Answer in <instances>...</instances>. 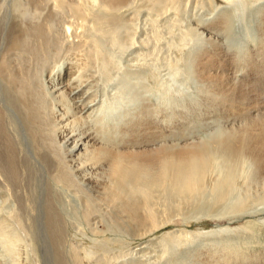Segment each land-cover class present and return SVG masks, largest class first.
I'll return each instance as SVG.
<instances>
[{"label":"bare ground","instance_id":"6f19581e","mask_svg":"<svg viewBox=\"0 0 264 264\" xmlns=\"http://www.w3.org/2000/svg\"><path fill=\"white\" fill-rule=\"evenodd\" d=\"M64 1L65 0H54L55 5L59 7L64 4ZM81 1L82 0H80V2ZM93 1L99 2L102 7L111 13L120 9L123 10V7L137 2V0ZM236 1L237 0H213L212 2L217 3V5H222L224 3L234 4ZM242 2H249V6L250 4L254 5L259 3L258 5L256 4V7L254 6L255 8L253 10L256 32L252 34V38L254 41L258 40L259 42V49L253 52L256 57L254 59L257 61L256 69L258 71L262 70L263 72L264 0H243ZM166 5L167 3H165V6ZM215 9H217V7ZM222 11V14L225 15L226 10L224 11L223 9ZM116 16V14L111 15V17ZM221 17L222 15L218 13L214 16H208L207 19H209L210 23H213L215 19ZM222 18L225 19L226 17ZM104 19L105 18H103V20ZM15 21L16 22L12 26L10 25L7 30L0 25V46L4 44L2 52L0 53V176L4 181L10 184L14 183L15 186L19 187L24 193V196L45 199L46 210L41 224L45 225V228H48V231H50L51 242L49 246H52V250L49 251V253L52 255V263L57 262V264H65L63 260L66 259H62L64 254H60L61 246H59V244L63 242V229L68 225L66 224V219L62 216L63 212H60L57 205L53 203L55 200L52 198L56 197L54 195L56 193L55 188L57 184L62 183L68 185V187L74 185L73 175L76 174L80 176L83 184L86 186V191H82L86 193L85 220H90V217L94 214L97 205H95L94 197H97L98 209L100 208L104 211V216L98 217V222H101L99 218L106 217L107 220L122 227L130 233V235L142 238L150 234L154 235L157 231L162 230L168 224L171 225V223L176 221L190 222L191 219L199 220L202 216L224 218L226 215H229V218L233 219L238 218L232 216L236 214L251 217L254 214L260 215V213H263L264 110L262 106L260 107V104H258L259 102L254 101L255 97H253V99L249 97L251 96L250 94L247 96L243 93L242 88L237 84L239 83L242 85V83H240V81L236 83V81L233 80L234 78H232L233 76L231 77L230 74L227 73L225 68L229 66H225L227 63L225 62L226 58L224 51H222L224 48L221 50L223 45L221 46L217 38H215L216 36H214V33H209L208 26L200 31V35L203 36L206 45L202 46L205 44L202 42V45H197V49L195 47L196 45L193 46L195 47L193 52L195 56L194 72L197 75V79L203 82L204 86L206 85V93L208 91L213 98L215 97L214 99H222L223 103L226 102L229 104L231 101L232 106H234L232 107L230 105L229 107L238 108L239 112H236V115L232 112L234 118L229 121H233V124L231 123V125H226L215 131L208 132L202 137H198L199 139L193 140L192 138V141L189 139V141H183L180 137L167 139L164 135L165 130L164 132L161 131L162 127H159L158 124L155 126L152 124L153 127L150 122H148L149 118H145L152 110L148 105L145 106L144 103L143 108H140V110L143 109V116L136 121L130 123L125 121L126 124L124 125L117 123L113 127L111 125L107 127L98 125V128L94 130L88 125L89 123L87 120L78 122V116H74L72 120L67 119L66 116L69 110L66 111L59 108L60 112H58L55 111L57 107L55 109L50 108L51 105L48 101L50 100L51 102L52 98L49 100L47 99V94L50 92L46 94L47 90L45 91L43 89L41 86L42 83L40 85L38 81H35V75L30 66L31 63H29V59L31 62L34 60L31 58L35 54V47H33L31 43V38L35 37L39 42L46 40L48 24L33 23L31 25H23V21L19 19ZM216 21L217 20H215V24ZM66 26H68V24ZM196 26L195 28L192 26L184 27L182 32L184 42L178 43L174 42V40L171 42L170 40V45L173 47L175 45L178 47L181 45L185 48L188 47L193 38L191 35L198 32L195 31V29L198 30L199 25ZM70 28L71 25H69L66 30H70ZM71 29L73 30V28ZM81 29H84L83 26ZM248 29L251 30V28ZM98 30L100 29L98 28ZM253 31H255V29H253ZM69 32L71 33V30ZM76 34L78 35V32ZM68 36H71V34H68ZM94 43L98 46L99 39L98 44L96 38ZM254 44L256 43L254 42ZM189 50L191 51L192 49ZM249 53L250 55L252 53L250 48L245 49L243 55L245 56L246 54L247 56ZM97 54V57L99 56V58L101 57L100 59H102L103 56L99 52H97ZM14 55H17V58L13 57ZM226 56H228L227 53ZM244 56L241 57V61L245 63L248 61L249 63V60L246 61ZM252 58L253 55L251 60H253ZM180 59L178 55L176 61H173L170 65L171 68L169 67V70H175V75L182 69H179L181 67ZM232 65L234 66V64ZM232 65L229 69H231ZM246 66L249 65L247 64ZM242 68L243 66L241 69ZM231 70H233V68ZM236 71L238 70L236 69ZM182 73L184 74V72ZM246 73H248V71H246ZM40 74H38V76ZM259 74L256 76L260 77ZM262 76L264 79V73H262ZM250 77L247 78L250 79ZM257 81L259 80L257 79ZM262 81L264 82V80ZM244 82L247 81L244 80L243 85L245 84ZM83 83L85 82L69 78L66 81H61L60 85L57 84L59 86L52 88L51 92L59 99V102L62 101V104H69V109L73 108L74 115H76V113L89 107V103L94 101L91 99L93 95L89 93L92 85H87V87L82 88ZM154 93L156 94V92ZM208 93L207 96L209 95ZM261 103L263 104V102ZM217 105L218 103L216 107ZM222 107H224L223 104L221 105V110ZM232 108L227 109L231 111ZM159 111L160 110L157 112ZM92 112H94V109L89 113V117H92ZM136 112L138 113V111ZM175 113L173 115H175ZM107 115H109V109H104L103 107L99 108L97 115L98 123L107 118ZM122 116L128 117L129 115L124 113ZM164 117L166 118L167 116ZM178 121L176 123L180 122ZM55 124L61 126L56 127L57 125ZM177 125L178 124H176V126ZM173 128H171V130ZM176 128H178V126ZM178 133H180V130ZM40 181L46 183V188H43V190L39 187ZM71 187H69V189ZM95 192L97 194L93 195ZM59 195H61V193ZM31 210V214L28 218L31 224L37 227L38 224L40 225V222L34 217L35 208ZM22 218L23 217H21V219ZM254 221L257 222L256 224H264V216H259L253 219V221H248V227H250ZM94 231L100 232L101 230L95 228ZM218 232L220 231L213 229L194 231L187 228H179L164 231L160 237H162L161 239L163 240L169 236H173L175 239L176 237H181L182 239L184 236L186 239H194V237L196 238L200 235L207 236ZM34 234L35 232L33 235ZM37 236L38 234L36 233L34 236L35 240L31 241L34 243L35 247L37 246V251H40L38 250V245L40 246L42 244V240H40L41 238L39 236L38 238L40 239H37ZM175 239L173 238L174 241ZM158 240L161 242L160 239ZM177 240L176 244L178 242ZM182 241L183 239L181 243H184ZM159 242L156 243L160 244ZM226 242H228V240H226ZM226 242L220 243L226 244ZM156 243L153 242L152 245ZM167 244L169 243L167 242ZM156 246L157 245H155V248ZM149 247H151L150 244ZM70 248L72 262L74 264H83L84 262H82V260L92 257L94 253V251H88L83 254L80 247L74 243H71ZM222 248L225 247L216 245V247L210 249H200L197 261L195 259L196 262L194 264H230L229 262L236 258V256H234L236 251L228 249L226 252H223ZM159 254L157 256H160ZM163 254L162 252L161 255ZM38 255L39 254L36 256L38 257L37 264H41L39 263L41 260ZM248 258L249 260L247 263H252V258ZM156 259L158 261V258ZM237 260L238 258H236V261ZM66 261L70 264L68 260Z\"/></svg>","mask_w":264,"mask_h":264},{"label":"rangeland","instance_id":"374dc122","mask_svg":"<svg viewBox=\"0 0 264 264\" xmlns=\"http://www.w3.org/2000/svg\"><path fill=\"white\" fill-rule=\"evenodd\" d=\"M86 1L72 0L71 2V0H65L64 4L59 7L55 5L54 0H0V19H2L0 20V25L5 27V30L10 25L12 26L16 22L15 20L18 21V19L23 21V25H31L33 23L48 24L46 40L39 42L35 37L31 38L36 55L32 56L31 59H34L32 62L29 59V63H31L30 66L34 72L35 81H38L40 85L42 83L43 89L47 90L46 94L50 92L47 94L48 100L52 98V103L50 100L48 101L51 105L50 108L55 109L57 107L58 110L55 109V111L58 112H60L59 108L66 111L69 110L68 117L66 116L67 119L72 120L74 116H78V122L87 120L89 123L87 124L92 127V130L98 128V125H104V127L111 125L113 127L117 123L124 125L127 121V123L136 121L143 116V109L140 110V108L148 105L152 110L150 114L145 116L146 119L149 118L148 122L151 125L155 126L158 124L159 127H162L161 131L164 132L165 130L164 135L167 139L180 137L183 141L188 139L192 141V138L193 140L199 139L208 132L231 125L233 121L229 120H233L234 118L232 112L236 115L235 113L239 112V109L232 108L234 105L232 106L231 101L227 104L226 102L223 103L222 99H214L215 97L213 98L208 91L209 95L207 96L206 85L204 86V83L197 79V75L194 72V48L196 47L197 49V45L205 43L203 36L200 35V31L207 26L209 33H214L215 38H217L221 46L223 45L221 50L224 48L222 51H224L226 58L225 62L227 64L225 66H229L227 67L228 69L224 67L227 73L231 77L233 76L232 78H234L233 80L236 83L240 81L242 85L237 84L242 88L243 93L247 96L250 94L251 96L249 97L251 98L255 97L254 101L259 102L258 104L264 110V82L262 81L264 80L262 76L264 71L256 69L257 61L254 59L256 57L253 52L259 49V42L258 40L254 41L252 38V34L256 32L253 10L259 3H256L257 5L250 4V7L249 2L244 3L242 2L243 0H237L234 4L224 3L222 5H217V3L212 2L213 0H149L150 2L148 0H137L132 5L130 4L131 6L123 7V10L120 9L118 10L119 12L111 13L102 7L99 2L97 3L93 0ZM165 3H167L166 6ZM216 7L218 10L215 9ZM223 9L224 11L226 10L225 15L222 14ZM218 13L226 18L215 19L217 20L216 24L215 20L213 23H210L209 19H207L208 16H214ZM113 14L117 16L111 17ZM103 18L105 19L103 20ZM67 24L73 28V30L70 28L71 33L69 32L70 30H66ZM196 25H199L198 30L195 29L198 32L191 35L193 38L188 47L185 48L179 45L180 49L176 45L174 47L170 45V40L171 42L174 40V42L183 43V28L187 26L195 28ZM82 26L83 30L81 29ZM97 26L100 30H98ZM248 28H251V30ZM77 32L78 35L76 34ZM68 34H71V36H68ZM165 36L168 37L166 38ZM95 38L97 39V44L99 39L98 46L94 43ZM2 45L0 46V53L4 47V44ZM205 45L206 43L202 46ZM249 48L252 52L251 55L249 53L247 56L246 54L244 56V50ZM189 49L193 51L191 50V52ZM97 52L103 56L102 59L99 56L97 57ZM226 53L228 56H226ZM178 55L179 59L185 56L180 59L181 67L179 69L182 68L180 70L181 73L179 71L175 75V70H169V67L173 61H176ZM252 55L253 60H251ZM242 56L246 58V61L249 60V63L248 61L247 63L242 62ZM13 57L17 58V55ZM247 64L249 66H246ZM231 65V69L233 68V70L229 69ZM242 66L243 68L241 69ZM38 74L41 76H38ZM257 74L260 77L256 76ZM247 77H250V79ZM69 78L84 81L85 83H83L82 88L92 85L89 93L93 95L91 99L94 101L89 103V107L76 113V115H74L73 108L69 109V104H62V101L59 102V99L51 92L52 88L59 86L61 81H66ZM244 80L248 83L244 82L245 84L243 85ZM209 98L212 99L210 100ZM216 102L220 106L217 105L216 107ZM222 104L224 107L221 110ZM230 105L232 107H229ZM102 107L109 109V115L98 123V109ZM227 108H232L233 110L231 109L230 111ZM93 109L92 117H89V113ZM158 110H160V113L157 112ZM124 113H127L129 116L123 117ZM174 113L175 115H173ZM164 116L167 117L165 118ZM220 116L223 117L221 118ZM177 121L179 123H176ZM176 124H178V128H176ZM171 128L173 129L171 130ZM178 129L180 133H178ZM73 179L74 185H71L72 187L69 186L71 190L68 185L58 183L55 188L56 193L54 196L56 197L52 198L55 200L53 203L57 205L60 212H63L62 216L66 219V224H68L63 229L64 238L59 246H61L60 254H64L62 259L68 260L70 264H74L70 250L71 243L78 245L83 254L88 251H94L92 257L82 260L83 264H194L197 261L200 249H210L216 247V245L224 246L225 248H222L223 252H226L228 249L236 251L234 256L238 260L236 261V258H234V260L229 262L230 264H264V224H256L257 222L254 221L248 227V221H253V219L259 216H264V211L260 215L254 214L251 217L236 214L232 216L238 218L233 219L229 218V215H226L224 218L202 216L199 220L191 219L190 222L176 221L171 223V225L168 224L165 227L166 229L163 228L154 235L150 234V237L147 236L148 238H142L130 235L125 229L111 223L106 217L99 218L101 222H98V217L102 216L104 211L100 208V210L98 209L97 197H94L95 205L97 204L94 214L90 217V220H85L86 193L82 191H86V186L77 174L73 175ZM39 187L42 190L43 188L45 189L46 183L40 181ZM60 193L61 195H59ZM96 194V192L93 193V195ZM34 208V217L40 222V225L38 224L37 227L31 224L28 218L31 214V209ZM45 210L44 198L24 196L19 187L15 186L14 183L10 184L4 181L0 176V264H37V254H39L38 256L41 260L39 263L57 264V262L52 263V255L49 253L52 250V246H49L51 242L50 231H48V228H45V225L41 224ZM21 217L23 218L21 219ZM95 228L101 231L96 232L94 231ZM179 228H187L194 231L213 229L220 232L207 236L200 235L196 238L194 237V239H186L184 236L182 238V242L184 243H181V237H176L175 239V237L169 236L165 240L161 239L162 237L160 236H162L164 231ZM34 232L41 239L38 236L36 238L42 240V246L38 245V250L40 251H37V246L35 247L31 241L35 240ZM166 240L169 244H167ZM176 240L178 241L177 244ZM153 242L156 244L152 245ZM220 242H226V244H221ZM149 244L151 247H149ZM155 245H157L156 248ZM156 252L160 253V256H157ZM162 252L164 253L163 255H161ZM248 257L252 258V263H247ZM108 258L111 259L109 260ZM156 258H158V261ZM66 260H63L65 264L68 263Z\"/></svg>","mask_w":264,"mask_h":264}]
</instances>
